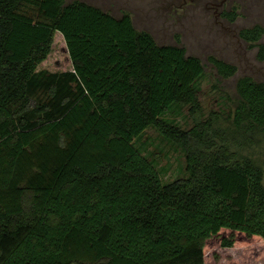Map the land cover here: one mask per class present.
Masks as SVG:
<instances>
[{
    "label": "trees",
    "instance_id": "obj_1",
    "mask_svg": "<svg viewBox=\"0 0 264 264\" xmlns=\"http://www.w3.org/2000/svg\"><path fill=\"white\" fill-rule=\"evenodd\" d=\"M56 33L67 69L40 66ZM209 61L223 78L237 70ZM204 73L128 13L0 0V264H206L209 241H264V168L243 152L264 143V81L238 77L227 118L205 116ZM186 106L182 128L167 115ZM149 127L182 149L184 176L163 181L142 142Z\"/></svg>",
    "mask_w": 264,
    "mask_h": 264
},
{
    "label": "rangeland",
    "instance_id": "obj_2",
    "mask_svg": "<svg viewBox=\"0 0 264 264\" xmlns=\"http://www.w3.org/2000/svg\"><path fill=\"white\" fill-rule=\"evenodd\" d=\"M71 1V0H67ZM114 16L129 13L137 30L149 32L158 44L183 46L187 54L198 56L205 73L198 91L205 116L218 111L227 118L236 96L238 77L248 75L264 81V60L258 58V43L264 44V33L254 44L239 36V31L260 25L264 29V0H228L226 11L235 12L233 20L215 17L203 0H83ZM214 56L236 65V72L227 78L218 75L209 57ZM50 70L71 67L62 37L56 33L52 49L40 65ZM168 118L182 128L192 126L189 108L169 113ZM145 148L155 160L163 181L185 175V156L181 148L162 138L149 127L142 138ZM264 168V143L244 149ZM264 181V179H263ZM206 264H264V241L249 245L221 248L214 241L204 247Z\"/></svg>",
    "mask_w": 264,
    "mask_h": 264
},
{
    "label": "flooded vegetation",
    "instance_id": "obj_3",
    "mask_svg": "<svg viewBox=\"0 0 264 264\" xmlns=\"http://www.w3.org/2000/svg\"><path fill=\"white\" fill-rule=\"evenodd\" d=\"M227 2L228 0H203L205 7L212 8L213 12L215 13V17H223L225 19H228L227 13H229L225 10V5ZM124 13H122L121 15H123Z\"/></svg>",
    "mask_w": 264,
    "mask_h": 264
}]
</instances>
